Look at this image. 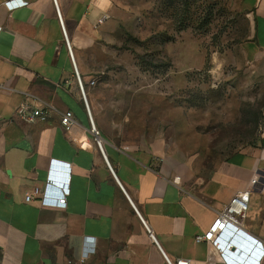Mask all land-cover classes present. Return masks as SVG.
Returning a JSON list of instances; mask_svg holds the SVG:
<instances>
[{"label":"crops","instance_id":"1","mask_svg":"<svg viewBox=\"0 0 264 264\" xmlns=\"http://www.w3.org/2000/svg\"><path fill=\"white\" fill-rule=\"evenodd\" d=\"M214 1L242 15L246 46L264 54V0ZM56 2L111 169L88 130L53 0H0V264H66L81 256L87 238L95 240V253L85 264H168L165 257L227 264L195 236L255 173L261 184L250 194L243 229L264 250V111L257 141L215 163L174 155L159 142L124 145L109 133L89 65L97 47L127 30L126 16L136 7L132 0ZM102 15L107 20L96 26ZM22 104L49 110L48 121L21 120ZM66 110L77 121L70 133L60 123ZM52 161L69 167L65 208L44 206L37 195L25 201L26 193L44 189Z\"/></svg>","mask_w":264,"mask_h":264},{"label":"rangeland","instance_id":"2","mask_svg":"<svg viewBox=\"0 0 264 264\" xmlns=\"http://www.w3.org/2000/svg\"><path fill=\"white\" fill-rule=\"evenodd\" d=\"M132 3L127 30L97 47L89 65L110 135L124 145L159 142L198 164L256 142L264 54L246 46L242 15L214 0Z\"/></svg>","mask_w":264,"mask_h":264},{"label":"built area","instance_id":"3","mask_svg":"<svg viewBox=\"0 0 264 264\" xmlns=\"http://www.w3.org/2000/svg\"><path fill=\"white\" fill-rule=\"evenodd\" d=\"M61 30L63 33L64 41L67 46L69 57L73 64L74 77L81 95V99L85 104L86 114L89 122L88 130L94 138V142L98 149L101 151L107 165L111 169L102 147L101 133L97 129L94 120L92 118L90 109L87 104V97L85 93V85L83 84L77 67L74 62L72 50L67 37V33L58 9L56 0H53ZM106 15H102L97 19L95 25H101L107 20ZM89 85H95V81L91 80ZM18 117L27 123L36 122H47L50 117V111L43 108L30 109L25 104L20 105L17 109ZM60 123L65 132H73L77 128V121L75 120L74 114L71 110L64 111L60 116ZM63 165V164H62ZM52 169L59 168L63 171H56L51 169V174L49 176L48 182H46L43 190L38 187L34 188L32 192L25 194V201L29 202L37 195L39 202L44 206H50L54 208H65L68 199V188L66 185L68 179V164L64 163V166L57 164L52 161ZM54 171L57 174H54ZM59 172V173H58ZM52 184L54 186L52 187ZM261 184L260 176L255 173L251 178L248 187L244 190H240L232 196V198L224 205L223 209L216 215L212 223L209 225L208 229L202 234L195 236L196 243H203L207 247L209 253L216 254L220 261L226 262L227 264H260V259L264 254L263 246L260 241L249 236L243 229L244 221L247 217V212L249 210V201L251 192ZM59 187V188H58ZM141 221L145 225L143 219L140 217ZM146 226V225H145ZM147 231L151 239L156 242L154 235L151 233L150 229L146 226ZM233 236L238 238L246 247L247 253L250 252V256L245 260L241 257L238 258L236 254H232L230 247L226 249L222 244V240L225 236ZM95 253V240L92 238H87L85 240L83 252L77 260L68 259L66 264H85L88 257ZM168 264H189V261L177 260L175 263L170 262L166 257ZM235 259L241 261L238 263Z\"/></svg>","mask_w":264,"mask_h":264},{"label":"water","instance_id":"4","mask_svg":"<svg viewBox=\"0 0 264 264\" xmlns=\"http://www.w3.org/2000/svg\"><path fill=\"white\" fill-rule=\"evenodd\" d=\"M222 244L225 249L228 246H231L230 247L231 253L233 255L236 254L238 258L242 257L247 250V247L236 237L225 236L222 240Z\"/></svg>","mask_w":264,"mask_h":264}]
</instances>
